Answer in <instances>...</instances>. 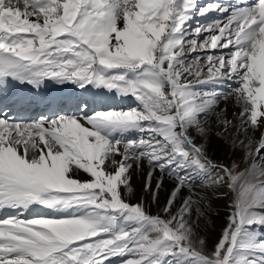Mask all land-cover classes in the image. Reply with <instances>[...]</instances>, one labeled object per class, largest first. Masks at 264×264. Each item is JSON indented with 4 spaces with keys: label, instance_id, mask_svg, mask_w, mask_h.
<instances>
[{
    "label": "snow or ice",
    "instance_id": "6c2138e0",
    "mask_svg": "<svg viewBox=\"0 0 264 264\" xmlns=\"http://www.w3.org/2000/svg\"><path fill=\"white\" fill-rule=\"evenodd\" d=\"M210 11L229 12L227 22L189 23ZM45 80L80 91L43 97L13 84L38 91ZM227 82V93L205 87ZM129 96L136 107H109ZM230 96L238 123L219 109ZM40 104L38 118L19 115ZM212 117L233 144L244 137L243 171L194 142ZM145 164L149 204L131 205ZM197 181L234 193L210 253L196 231L206 197L176 204ZM2 212L0 264H264V0H0Z\"/></svg>",
    "mask_w": 264,
    "mask_h": 264
},
{
    "label": "bare ground",
    "instance_id": "6f19581e",
    "mask_svg": "<svg viewBox=\"0 0 264 264\" xmlns=\"http://www.w3.org/2000/svg\"><path fill=\"white\" fill-rule=\"evenodd\" d=\"M215 2V4H235L237 0H212ZM202 3V0L199 1ZM249 3H255L256 0H248ZM217 17L223 18L225 15H229V12H219L216 14ZM223 23H226V21H220ZM214 23V22H211ZM222 26V24H221ZM217 52H220V49L215 50ZM223 52H227L228 50H222ZM15 90L20 93H36L38 96L43 97H51L60 95L66 92H77L80 91L77 89V87L71 83H66L64 85H56L54 82L50 80H45L42 87L37 91L32 88L31 85L28 84H19L16 82H13ZM231 85V87H235L236 85L232 82H227V84L220 88L219 86H213V85H207L205 86L208 89H211L213 87H216L218 90L223 91L225 93L229 92L231 88L228 86ZM91 87V86H89ZM95 91V90H94ZM106 91V90H101ZM109 95H114L113 93H109ZM121 98L117 97L115 101L111 103L109 107H111L114 110H127L130 107L137 106V103L134 98L132 97H124L123 100L127 101L126 103L119 102ZM100 105H93L92 108L89 109L91 111L92 109H100ZM120 108V109H119ZM227 109L226 116L230 120H234L237 123L239 122L238 114L241 111L240 106L236 104L235 96H230L226 101L221 100L219 109ZM44 105L41 107H34L30 109L28 112H21L25 117L30 118H38V113L43 111ZM218 109V110H219ZM20 114V113H19ZM223 132L222 126H217L215 117L211 118V122L208 126V132L206 135L201 136L197 132L192 131L191 135L194 138V142L197 145H204V150L208 156V158L215 164L220 165H239L243 166V168L246 167V164L244 163L245 158V149L240 145V139H244L243 136H241L239 139L236 140L235 144H233V136L230 134L228 136L221 135L220 133ZM230 133H235L236 129H230ZM260 136V133H256V139L258 140ZM135 169V165L133 166ZM147 165L145 164L142 171L136 172L133 171L132 176V186H133V193L131 195L126 196V202H128L131 205H136L140 203L142 200L145 204H149V198L147 195H145L142 191L143 182L146 177L147 173ZM237 171H240L239 168H237ZM214 175H222L220 172H214ZM81 180L90 179L87 177L86 174H81L79 177ZM208 181H197L195 182L194 187L189 189L183 190V196L177 199L176 204L179 206V204L182 202V200L192 195L193 199H197L199 197H206V199L202 200V206L204 207V210L206 212L205 217H201L200 223L198 224V227L196 229L198 235L202 237L205 241V251L206 252H212L214 251L215 246L218 244L220 239L222 238V233L225 227L228 223V216L230 212L232 211V208L230 207L233 199H234V193L229 191L227 187L220 188L213 190L212 188L208 187ZM174 181L172 180H166L165 181V188L162 190L163 194L159 197V204H150L149 206V212L151 215H157L160 212V208L163 207L166 196L168 193H170L172 187H173ZM8 214L6 212L0 213V219H3ZM27 214H24V216H21L20 218H25ZM262 229V230H261ZM261 231L258 230V238L261 240H264V227H261ZM123 258V257H122ZM128 258L125 259H117L112 257L111 262L106 261L105 264H122L123 261H126Z\"/></svg>",
    "mask_w": 264,
    "mask_h": 264
},
{
    "label": "rangeland",
    "instance_id": "374dc122",
    "mask_svg": "<svg viewBox=\"0 0 264 264\" xmlns=\"http://www.w3.org/2000/svg\"><path fill=\"white\" fill-rule=\"evenodd\" d=\"M199 1L200 0H198V4L200 7H208L211 5H215V2H213L212 0H202V3H200ZM217 13H219V12L210 11L205 16L197 15L192 21H189V23L192 25L193 28H195L197 26L203 28L206 25L212 24L211 22H220V21H226L227 22L228 15H225V16H223V18H221V17H217V15H216ZM204 35H207V33H204ZM193 55H195V54H193ZM133 107H136V106H133ZM238 168L240 171H243L245 169V168H243V166H239ZM260 229L261 228H259L258 230L261 231L262 229L261 230ZM114 258L122 260V259L129 258V257L123 256V258H122V256H115Z\"/></svg>",
    "mask_w": 264,
    "mask_h": 264
}]
</instances>
